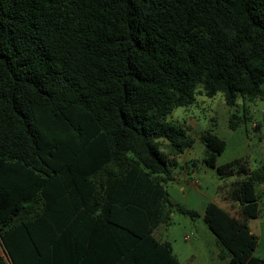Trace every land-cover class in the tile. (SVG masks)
Returning a JSON list of instances; mask_svg holds the SVG:
<instances>
[{"label": "trees", "instance_id": "16d2710c", "mask_svg": "<svg viewBox=\"0 0 264 264\" xmlns=\"http://www.w3.org/2000/svg\"><path fill=\"white\" fill-rule=\"evenodd\" d=\"M218 92L246 120L264 92V0H0V247L10 264H181L154 237L172 210L176 156L193 139L166 118ZM205 166L234 178L203 220L229 264L254 256L264 164ZM247 183V184H246ZM246 184V185H245ZM252 193V194H251ZM0 264L5 261L0 258Z\"/></svg>", "mask_w": 264, "mask_h": 264}, {"label": "rangeland", "instance_id": "374dc122", "mask_svg": "<svg viewBox=\"0 0 264 264\" xmlns=\"http://www.w3.org/2000/svg\"><path fill=\"white\" fill-rule=\"evenodd\" d=\"M237 102L238 105L231 109L225 105L221 92L212 98L197 93L194 104L176 107L166 118L168 123L183 127L193 139L192 146L176 156L177 166L172 169L174 179L166 183L165 189L172 204L184 205L195 211L197 217L191 219L172 210L169 223L157 227L154 232L157 239L171 244L181 264H229L228 252L217 242L203 216L209 202L236 214L235 207L217 191L219 187L228 186L234 178L221 179L214 168L203 164L204 145L199 135L209 130L225 142L217 165L239 158L245 159L250 169L264 164V92L256 100L246 103V120L232 131L228 128L229 114L236 111L242 117L243 113L241 100ZM255 193L260 195L258 217L250 219L248 226L258 238L254 256L264 259V188L259 186L253 191ZM0 258L10 264L1 247Z\"/></svg>", "mask_w": 264, "mask_h": 264}, {"label": "crops", "instance_id": "0c3cea01", "mask_svg": "<svg viewBox=\"0 0 264 264\" xmlns=\"http://www.w3.org/2000/svg\"><path fill=\"white\" fill-rule=\"evenodd\" d=\"M262 187V186H261ZM256 189H258V187H255V189L254 190H256ZM155 232V231H154ZM252 232V231H251ZM154 237H155V235H154ZM156 238V237H155ZM157 239V238H156ZM159 240V239H158ZM160 241H164V240H160ZM173 251V250H172ZM174 254V253H173Z\"/></svg>", "mask_w": 264, "mask_h": 264}]
</instances>
